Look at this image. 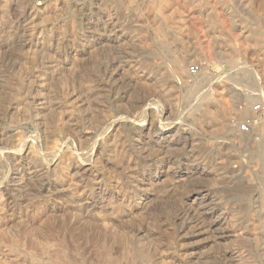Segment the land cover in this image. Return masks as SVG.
Wrapping results in <instances>:
<instances>
[{
  "label": "rangeland",
  "instance_id": "obj_1",
  "mask_svg": "<svg viewBox=\"0 0 264 264\" xmlns=\"http://www.w3.org/2000/svg\"><path fill=\"white\" fill-rule=\"evenodd\" d=\"M110 1L0 0V222L17 239L1 264H264V0ZM66 3L84 15L63 18ZM92 54L104 86L83 76ZM67 71L62 105L51 87Z\"/></svg>",
  "mask_w": 264,
  "mask_h": 264
},
{
  "label": "bare ground",
  "instance_id": "obj_2",
  "mask_svg": "<svg viewBox=\"0 0 264 264\" xmlns=\"http://www.w3.org/2000/svg\"><path fill=\"white\" fill-rule=\"evenodd\" d=\"M114 1H117L118 2V0H111L109 3V5H111V6H113L112 4H115L114 3ZM124 3H125V1H123ZM134 2H136V0H127L126 1V6L128 7V8H130V9H132V10H135L134 9ZM158 2V1H157ZM120 3V2H119ZM123 3V5H124V7H125V4ZM152 3L153 2H151V5H152ZM13 4V3H12ZM156 4V3H155ZM155 4H153L152 5V10L154 11V9H153V6L155 5ZM160 4V3H159ZM15 5H17V4H15ZM115 5H117V4H115ZM151 5L149 6L150 8H151ZM158 5V4H157ZM163 5V4H162ZM8 6V5H7ZM63 6V5H62ZM111 6H109V7H111ZM13 7V6H12ZM18 7V6H17ZM114 7H117L118 8V5L117 6H114ZM124 7H121V8H124ZM127 7L126 8H124V9H127ZM161 7V6H160ZM103 8H104V5H103ZM102 8V9H103ZM15 9V8H14ZM157 10H158V8H156ZM114 10H115V8H114ZM151 10V9H150ZM157 10H156V12H157ZM125 11V10H124ZM160 11V10H159ZM51 11H49V12H47L46 13V17L43 19V20H40L41 22H39V24H47V23H49L50 22V24H53L55 21H52L51 22V16H50V14H52V13H50ZM133 12V11H132ZM62 14H60V15H63V18L65 17V18H68V19H71V20H73V21H76V20H78V17H81V16H83L84 15V12L82 11V12H72L70 9H69V7H68V4L66 3V4H64V6L62 7V12H61ZM161 13V12H160ZM159 13V14H160ZM56 14V13H55ZM55 14H53V15H55ZM157 14V13H156ZM155 14V15H156ZM50 16V17H49ZM56 17V16H55ZM52 18H54L53 16H52ZM55 19V18H54ZM54 19H52V20H54ZM182 21H183V19H182ZM64 23H62L63 25H61L63 28H66V22H65V20L63 21ZM80 22V21H79ZM76 23V22H75ZM33 23H32V20H31V22H29L27 25H32ZM158 25V24H157ZM35 26V25H34ZM159 26V25H158ZM172 26V25H171ZM57 27V26H56ZM24 31H23V34L22 35H18V36H16L17 37V41L15 42L16 44V47H22L23 48V46H24V44L27 42V39H30V38H32V36H34L33 35V33H32V30L30 29V27H27V28H25L24 27ZM55 29V28H54ZM57 29V28H56ZM58 30V29H57ZM60 30V29H59ZM58 30V31H59ZM156 32L159 34V32H160V28H158V29H156ZM43 36V35H42ZM58 36L60 37V36H62L61 37V39H63V38H65L66 37V29L63 31V30H60L59 31V34H58ZM182 43V42H181ZM16 47H14V48H16ZM100 47H102V46H100ZM60 47H58V49H59ZM104 48V47H103ZM158 48V47H157ZM17 49V48H16ZM20 50V49H19ZM63 50V49H62ZM154 51H153V53H152V55L154 56V57H156V58H158V60H160L161 59V53H162V51H160V50H156V47H155V49H153ZM162 50V49H161ZM23 51V50H22ZM152 51V50H151ZM50 52V48L49 47H47L46 45H43V47H42V53L44 54V53H46V55L48 54ZM103 52V51H102ZM101 51H100V53H102ZM103 54V53H102ZM5 55V54H4ZM7 55V54H6ZM9 55V54H8ZM82 55H83V53H82ZM93 55V54H92ZM91 55V57H90V64L88 63L87 65H89V67L87 68L88 70H86V71H84V74H83V76L84 77H86L87 79L88 78H90V80H92V83H95V84H102V81H100V78H101V76L103 75V72H104V63L103 62H101L100 61V58H99V56L98 55H93L92 56ZM162 55H163V53H162ZM1 56L2 55H0V58H1ZM86 56V55H85ZM89 56V55H88ZM101 56V55H100ZM2 57H4V56H2ZM10 57V56H9ZM18 57H20V56H18ZM17 57V58H18ZM105 57V56H104ZM127 57H129V56H127ZM16 58V59H17ZM2 60H3V58H1ZM1 59H0V61H1ZM132 59V58H131ZM131 59H130V61H131ZM154 59V58H153ZM8 60V59H7ZM7 60H6V63H7ZM19 59H17V61H18ZM33 60V59H32ZM35 60V59H34ZM32 61V62H35V61ZM88 60V59H87ZM88 60V61H89ZM156 60V59H155ZM184 61H185V58L182 56H178V57H175L174 59H173V62H174V67H181L183 64H184ZM1 63V62H0ZM5 63V62H4ZM18 63H19V61H18ZM37 63V62H36ZM157 63V62H156ZM159 63V62H158ZM15 64H17L16 62H15ZM18 65V64H17ZM19 65H20V63H19ZM35 65V64H34ZM37 65V64H36ZM78 65V64H77ZM185 65V64H184ZM2 66V64L0 65V67ZM6 66V65H5ZM9 66V65H8ZM32 66H33V64H32ZM83 66V65H82ZM16 67V66H15ZM35 67V66H34ZM44 67V66H43ZM75 67H76V65H75ZM79 68H80V66H78ZM85 67V66H84ZM11 68H12V66H11ZM79 68H76V69H78L79 70ZM83 68V67H82ZM18 69V68H17ZM71 71V70H70ZM75 71V70H74ZM81 71V70H80ZM79 71V72H80ZM174 71V70H173ZM176 71V70H175ZM27 72V71H26ZM68 72V77L67 78H63V79H59V80H55V82L52 84V89H53V91L55 92V95L57 96H55L59 101H57L58 102V104H64V102H63V100H65L64 99V96H65V94H63V93H61L60 95L58 94L59 92H58V87L59 86H61L62 88L61 89H63V88H69V86H67L66 87V82H68L69 83V85L70 86H73V84H75L74 83V77H73V72H69V71H67ZM83 72V71H82ZM24 73V72H23ZM22 73V71H21V74H23ZM26 74H30V72L29 73H26ZM33 74V73H32ZM9 75V67L7 68V67H2V68H0V80L2 81L3 79H5V81L7 80L6 78H7V76ZM19 75V74H18ZM25 74H23V76H24ZM146 76L147 75H149V74H145ZM145 75H144V77H145ZM9 76H11V75H9ZM8 76V77H9ZM22 76V75H21ZM27 76V75H26ZM76 76V75H75ZM155 76V75H154ZM83 77V78H84ZM151 77V76H150ZM12 78V77H11ZM26 77H21V78H19V80L21 79V81L23 82V80L25 79ZM85 78V79H86ZM66 79V80H65ZM78 79H79V75H78ZM80 79H81V77H80ZM182 79V78H181ZM142 80V79H141ZM149 80H151L150 78H149V76L148 77H146V78H144V80H143V82L141 83H139V84H141V86L142 85H144V84H146V82H147V84H148V81ZM0 81V82H1ZM4 81V80H3ZM8 81V80H7ZM77 81V80H76ZM87 81V80H86ZM138 82V81H137ZM72 83V84H71ZM183 83H185V82H183ZM31 84H33L32 82H31ZM78 84V83H77ZM172 84V83H171ZM171 84H169L168 85V87H170V89H167V87H166V91H165V97L168 99V100H173L174 99V93L175 92H178V91H180V87H176V86H174V85H171ZM0 85H1V83H0ZM96 85V86H97ZM103 85V84H102ZM153 85V84H152ZM183 85V84H182ZM95 86V85H94ZM104 86V85H103ZM145 86H147V85H145ZM1 87V86H0ZM30 87V86H29ZM32 87V86H31ZM99 87V86H98ZM102 87V86H101ZM140 87V86H139ZM182 87V86H181ZM72 88V87H71ZM100 88V87H99ZM103 88V87H102ZM73 89V88H72ZM104 89V88H103ZM70 90V89H69ZM142 90V89H141ZM63 91V90H62ZM6 92V91H5ZM66 92V91H65ZM164 93V92H163ZM9 96H11L10 94L8 95V94H6V95H3L2 96V94L0 95V112H3L4 110H5V108H7V104H9L10 102V100H9V98H11V97H9ZM60 98H59V97ZM56 99V100H57ZM63 102V103H62ZM213 103V102H212ZM57 105V104H56ZM208 107V106H207ZM216 110V109H215ZM205 113L206 114H208V115H210V117H212V118H215L216 116H218V113H217V111L216 112H214V110L213 111H211V110H209V109H205ZM207 115V116H208ZM249 116V114L247 113V112H243V113H240V114H237L236 115V117H239V119H242L243 117H246V116ZM204 116H205V114H204ZM247 116V117H248ZM49 117H50V121H51V123H53V115L51 114V115H49ZM217 118V117H216ZM252 119V118H251ZM216 120V119H215ZM222 120V119H221ZM253 120H254V118H253ZM209 122V121H208ZM224 123V124H223ZM222 123V125H223V127L224 128H228V129H230L229 127H228V123H227V121L226 122H223ZM253 123H254V121H253ZM72 125H74V124H72ZM216 126V125H215ZM252 131H250L249 129H248V132H247V134H244L240 129L237 131V132H232L231 134H232V138H233V140H237V139H239V140H242V136L243 135H247L246 137H249V139H251V137L253 136V135H255L254 133L255 132H253V133H251ZM231 142H232V140H231ZM217 143H224L223 141H220V142H217ZM229 143V142H228ZM225 144V143H224ZM215 145H211V148L212 147H214ZM216 146H219V148H221V149H224V148H229L231 145H216ZM209 147V146H208ZM263 147V146H262ZM261 146H259V148L258 149H256V153H255V158L258 160H263V158H264V150H263V148H262ZM210 148V147H209ZM209 148H205L206 150V152L209 154ZM218 148V147H217ZM218 148V149H219ZM216 149V148H215ZM214 149V150H215ZM225 150V149H224ZM216 151V150H215ZM211 152V151H210ZM219 152V151H218ZM216 153V152H215ZM214 153V154H215ZM203 154H205V153H203ZM215 156V155H214ZM216 157H218L217 155H216ZM220 157V156H219ZM225 157V156H224ZM228 158V157H227ZM214 159V158H213ZM220 159V158H219ZM231 159V158H230ZM30 164H32V162L30 163ZM33 165H34V163H33ZM36 166V165H35ZM37 168V167H36ZM25 187V186H24ZM250 190V189H249ZM198 191V190H197ZM235 192H236V194H245L246 193V190H245V188L243 187V185H240V187H237L236 189H235ZM167 194V193H166ZM163 195L166 199H165V202H168V201H166L168 198H170L169 197V195ZM25 196H23V199H24V201L26 200V202H27V199L28 198H24ZM22 199V200H23ZM12 207V206H11ZM31 207V206H30ZM35 208V207H34ZM55 208V207H54ZM38 209V208H37ZM60 209V208H59ZM1 210V209H0ZM48 211V210H47ZM52 212H54L53 210L52 211H48V212H44V213H42V215L39 217V218H33V219H31V223L34 225L35 223H37L39 220H40V218H42V216L44 217H48V218H52L53 216H52ZM56 212V211H55ZM201 213H202V211H201ZM201 213H199V212H196V219L197 220H199V219H201L202 218V216H201ZM51 214V215H50ZM14 215V214H13ZM186 216V215H185ZM206 216V215H205ZM204 216V217H205ZM29 217V216H28ZM54 218V217H53ZM56 218V217H55ZM64 218V217H63ZM66 218V217H65ZM64 218V219H65ZM193 218H195V217H193ZM195 219V220H196ZM195 220H193V223L196 225L197 223H195ZM11 221L12 220H6V221H2V222H0V250H1V248H2V246L3 247H5V245H1L2 243H6V242H8L9 244H11V243H13V242H16L17 243V239L16 238H14V236H12V234H11V232H10V229H11V225H12V223H11ZM81 221V220H80ZM201 221V220H200ZM192 222V221H191ZM11 223V224H10ZM84 223V222H83ZM63 224H64V222H63ZM85 224V223H84ZM93 221L91 222V221H88L87 220V224H85V225H82V229L83 230H88V231H90V229L89 228H91V226H93ZM198 224H199V222H198ZM200 224H201V222H200ZM26 225V224H25ZM30 225V224H29ZM32 226V225H31ZM31 226H29V228L31 227ZM24 228V227H23ZM197 228V227H196ZM27 230V229H26ZM243 230H245V229H243ZM28 231V230H27ZM26 231V232H27ZM198 231V230H197ZM26 232H24V233H26ZM34 232V233H33ZM82 232H85V231H82ZM239 232H240V230H239ZM31 234V235H29V234ZM27 234H28V236H31V239H32V242H31V244H34L36 241L35 240H39L40 241V237L43 235V234H41V233H39V231L38 232H35L33 229L32 230H30V232H28ZM246 233H247V231H246ZM240 234V233H239ZM242 234H244V233H242ZM242 234H240V235H242ZM27 236V235H26ZM243 236V235H242ZM246 236V235H245ZM249 237V236H248ZM31 239H29V240H31ZM39 241H37L38 243H39ZM36 242V243H37ZM3 249V248H2ZM10 250V249H9ZM8 250V251H9ZM2 252V251H1ZM2 255V254H1ZM11 261H12V259H11ZM60 261V260H59ZM0 264H1V258H0ZM108 264H109V261H108Z\"/></svg>",
  "mask_w": 264,
  "mask_h": 264
},
{
  "label": "built area",
  "instance_id": "obj_3",
  "mask_svg": "<svg viewBox=\"0 0 264 264\" xmlns=\"http://www.w3.org/2000/svg\"><path fill=\"white\" fill-rule=\"evenodd\" d=\"M197 72V67L196 66H191L190 68H189V73H191V74H195ZM242 130H244V126H243V128H241Z\"/></svg>",
  "mask_w": 264,
  "mask_h": 264
}]
</instances>
